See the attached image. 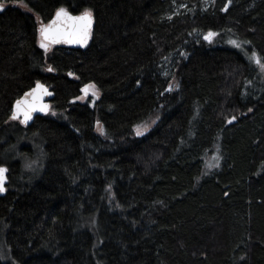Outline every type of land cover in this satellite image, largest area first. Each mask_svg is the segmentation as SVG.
Wrapping results in <instances>:
<instances>
[{"label":"trees","instance_id":"16d2710c","mask_svg":"<svg viewBox=\"0 0 264 264\" xmlns=\"http://www.w3.org/2000/svg\"><path fill=\"white\" fill-rule=\"evenodd\" d=\"M0 4V264H264V0ZM60 8L91 12L84 50L40 47ZM37 82L55 115L11 121Z\"/></svg>","mask_w":264,"mask_h":264},{"label":"snow or ice","instance_id":"6c2138e0","mask_svg":"<svg viewBox=\"0 0 264 264\" xmlns=\"http://www.w3.org/2000/svg\"><path fill=\"white\" fill-rule=\"evenodd\" d=\"M227 6H225V10ZM171 17H169L170 19ZM92 24V14L90 11H85L82 15L73 17L68 14V12L64 8H60L56 12L55 19L46 26H42L40 28V47L48 51L50 44L61 43V42H74L80 44L82 47L87 44L90 35V29ZM214 35V33H208L204 38L206 40H210V38ZM234 47L241 48L240 42L236 40L229 41ZM250 61L254 62L258 67H260L261 71L264 72V62H262V58L258 56L256 52H252L251 56L248 57ZM52 68H48V71H52ZM71 75V74H70ZM88 88H95V85H90L85 89H82L85 93L88 92ZM42 86L38 83L36 89L32 93H27V95L35 96L36 92H40ZM169 91L172 90L170 87ZM50 94V93H46ZM94 96L98 95L95 91L92 93ZM43 111L44 107H37L35 103L28 104L26 101L18 100L16 102L15 111L12 114L11 119L15 120L18 116L23 115L24 120L22 123L27 122L31 118V113L34 111ZM251 111V109H249ZM236 119L233 116L228 120V123L231 124ZM145 130L147 125L144 126ZM103 134L102 128L100 129ZM137 135H143V132L140 128H137ZM7 169L0 168V193L5 191L4 183H5V173Z\"/></svg>","mask_w":264,"mask_h":264},{"label":"water","instance_id":"95a60500","mask_svg":"<svg viewBox=\"0 0 264 264\" xmlns=\"http://www.w3.org/2000/svg\"><path fill=\"white\" fill-rule=\"evenodd\" d=\"M57 12V11H56ZM69 15L73 16V17H76V16H80L82 15L83 13L81 14H72L71 12L67 11ZM55 16H56V13L52 16V18L49 20V22L45 25H42V26H46L48 24H50L52 22L53 19H55ZM41 26V27H42ZM40 27V28H41ZM93 27H94V19L92 17V24H91V29H90V35H89V39L87 41V44L85 46H81L80 44L78 43H74V42H61V43H54V44H50V46H53V47H60V48H68V49H81V50H84L90 43V40H91V34H92V30H93ZM39 35H40V31H39ZM40 84L42 86V89L40 92H36L35 96H32V95H27V93H32L34 92V90L36 89L37 87V84ZM84 89V88H83ZM46 93H50V94H46ZM54 97V94L53 92L50 90L49 87H47L46 85H44L43 83L41 82H37L30 90L26 91L20 98H18L12 105V109H11V115H10V120L11 121H19L20 124L24 127H29L32 122L34 121L35 117L37 116H46L48 115L50 109H51V101ZM18 100H21V101H26L28 104H32V103H35L37 105V107H44V110L43 111H34L31 113V118L29 120H27V122L25 123H22L21 121L24 120V116L23 115H20L18 116L17 119L13 120L11 119L12 117V114L13 112L15 111V107H16V102ZM0 168H5L7 169L6 167L4 166H0ZM8 169H7V172L5 173V183H4V187H5V191L0 193V198L4 197L5 194H6V187L8 185Z\"/></svg>","mask_w":264,"mask_h":264},{"label":"rangeland","instance_id":"374dc122","mask_svg":"<svg viewBox=\"0 0 264 264\" xmlns=\"http://www.w3.org/2000/svg\"><path fill=\"white\" fill-rule=\"evenodd\" d=\"M203 2H204V4H206L205 6L207 7L209 4H211L212 3V0H202ZM226 6H228V5H226ZM3 8V6L2 5H0V10ZM181 8L182 9H184L182 6H181ZM179 10V9H178ZM211 33H213V32H211ZM206 35H208V33H203V34H201L200 35V37L204 40V41H207V42H209V43H211V42H213L214 41V38H215V36H216V34L214 33V35L210 38V40H206L204 37L206 36ZM231 40H235L234 38H230L229 39V41H231ZM228 41V42H229ZM237 41V40H236ZM231 44V43H230ZM241 44V43H240ZM232 45V44H231ZM183 52V51H182ZM181 52V53H182ZM252 52H256L255 50H252V51H250L249 52V55H248V57L249 56H251V54H252ZM257 53V52H256ZM258 54V53H257ZM258 56L259 57H261L262 58V62H264L263 61V57L262 56H260L259 54H258ZM249 59V58H248ZM252 62V61H251ZM253 63V65L255 66V68L258 70V72L259 73H264V72H262L261 71V69H260V67H258L254 62H252ZM172 89H176L177 88V86L174 84L172 87H171ZM93 91H95L96 93H98V91L96 90V88H90V90H88V92L87 93H82L81 94V96H79L78 98H76L72 103H85V104H87L90 108H93V106H94V104H95V102L98 100V98H99V93H98V95H96V96H94L92 93H93ZM48 114H51L52 116H54L55 115V113L50 109V111H49V113ZM17 122H19V121H17ZM20 123V122H19ZM219 153H216V152H213L212 153V155H210V156H208V158H206V160H205V169L207 170V171H211L212 169H214V168H216L217 166H218V163H219ZM39 159H41V157H40V155L39 154H37L35 157H32V158H30V160H26L24 163H25V166H24V169H25V171L27 172V173H32L33 172V169H36L38 166H39ZM0 252H2V250H1V248H0ZM1 256V258L3 259V260H5L4 258H3V256L2 255H0Z\"/></svg>","mask_w":264,"mask_h":264},{"label":"flooded vegetation","instance_id":"af4514ba","mask_svg":"<svg viewBox=\"0 0 264 264\" xmlns=\"http://www.w3.org/2000/svg\"><path fill=\"white\" fill-rule=\"evenodd\" d=\"M1 5V4H0Z\"/></svg>","mask_w":264,"mask_h":264}]
</instances>
